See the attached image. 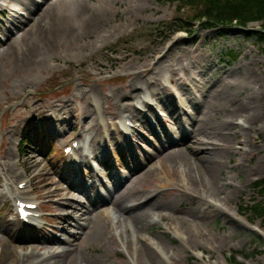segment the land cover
<instances>
[{"label": "rangeland", "instance_id": "obj_1", "mask_svg": "<svg viewBox=\"0 0 264 264\" xmlns=\"http://www.w3.org/2000/svg\"><path fill=\"white\" fill-rule=\"evenodd\" d=\"M32 1L38 2L39 5L31 12L32 14L30 13L31 15H28L14 6L11 0H0V4L4 5L0 6V54L8 49L11 41L7 40L11 36L18 31L27 32L29 17L34 16L48 0ZM183 7L185 12L180 10ZM86 9L84 15L75 14L70 17L78 29L77 32L74 31L76 33L73 36L57 39L53 46L28 48L29 51L25 48L30 44H26L24 45L26 55H15L8 50L6 58L0 62V180L4 179V169L8 164H12L19 174L31 180L33 195L40 202L45 217L39 225L21 228L16 243H12L7 231L13 228L15 203L0 199V254L8 245L16 254L27 256L28 260L42 253L40 239L55 231V218L61 212L59 203H64L71 196L79 201L84 200V196L78 193L65 195V191L72 184H79L80 180L81 186L87 187L91 194L97 191L106 193L101 182H104L106 189L116 192L115 213L117 218L122 217L119 203L131 205L133 201H122L132 192L128 188L129 185L123 188L124 179L130 175L127 167L129 163H133L131 156L137 155V160L131 166L137 168L139 164H145L148 165L145 167L150 169L165 166L170 152L177 154L187 152L185 143L190 142L183 140L179 144L167 146L162 153L171 150L158 156L156 146L163 137V131L159 123H156L157 118H160L168 132L175 137H178L176 134H179L180 126H184L192 136H199L201 130L215 129L226 120H233L236 124L243 123L249 132L246 133L247 143L244 142L245 137L240 128L241 133L237 139L231 136L230 147L238 155L226 160L227 173L223 175V182L231 186L217 199L206 196L204 192L201 194L231 214L236 222H242L246 229L239 228L235 221H228L222 215L210 222L208 228L214 236L220 239L230 236L225 247L215 250V259L211 264H237L233 261L236 254L243 264H264V220L252 215L248 209L254 200L264 201L262 193L253 187L256 181L264 179V119L251 121L249 124L244 117H236L238 115L256 117L260 109L264 111V103L260 108L258 104L244 106L246 98L255 92L257 96L264 97V82L261 85L254 82L258 76L262 75V79L264 78V45L251 38L253 36L251 31L260 30V24L251 23L247 30L239 27L208 29L194 21L197 12L195 7H186L183 1L176 0H87ZM11 16L20 18L24 23L14 29L9 27ZM54 17L48 14L46 23L41 26L42 29L48 28ZM179 17L190 23L189 30L192 35L186 31L172 32L171 29L175 26L170 29L164 27L167 24L173 26L170 21ZM156 29H159L158 32ZM3 46L4 48H1ZM232 54L238 57L232 59L230 58ZM183 67L187 70L186 73L182 71ZM141 69L148 71L152 69L148 76L151 72H156L157 75L150 76L158 78L159 83L174 99H178L179 103L184 102L178 109H174L176 103L173 102L170 105L166 103L167 110L156 104L153 105L152 111L143 109L144 119L139 118L132 124L137 128L135 134L132 133L131 138H128L132 141L114 136L111 150L115 148V151H110L104 163L96 159L86 166L73 170L65 167L62 155L70 138L75 136L85 138L92 148L93 141L96 143L101 139V131L106 125L111 126L114 122L119 126L124 124L123 108L126 103L127 106L135 104L142 107L136 100L140 96H145L146 99L145 92L154 95L153 85L156 83L149 77L151 86L148 89L135 90L129 87L128 73ZM171 69H176L179 73L172 85L169 83L170 76H173L169 73ZM230 69L234 75L227 74ZM255 72L257 74H254ZM228 75L231 78L236 77L229 79L230 86H224L221 80L223 76L229 77ZM238 76L247 79V89L240 91L238 89V95L233 101L225 98L218 100V107L215 110L208 111L203 106L200 110H193L189 104L190 94L186 97V91L183 92V88L189 89L190 83L195 89V94H203L201 98H197L207 96L210 99L213 96L216 99L223 92L237 89L231 80L238 83ZM75 88L86 92V95L74 99V104H71L69 99L76 92ZM123 88L132 89L133 95L119 100L120 104H124L121 108L118 106V91H114ZM98 103L112 113L106 115L104 121L97 112ZM52 105L61 111L62 118L70 117L67 118L69 122L62 133L41 132L44 124L39 115L43 109L50 111L44 112L48 119L45 123L47 125L56 123L49 117V113H53L49 108ZM35 107L40 110L33 113ZM161 113L165 115L161 116ZM58 137H64V140L57 143ZM202 139L208 141L205 137ZM25 140L29 145L24 153L27 155L33 153L36 157L33 159L28 156L19 165V147ZM97 146L100 147L99 144ZM128 146H133L131 153L127 152ZM146 155L153 156V162L143 163ZM163 173L164 171H161V175L155 178L143 177L138 189L154 190L159 183L158 179L165 176ZM195 175L199 177L196 170L192 173V176ZM112 176L123 179L113 187L110 184ZM11 177L16 184L18 180H15L13 175ZM3 184H6L5 181ZM167 192L156 208L164 209L168 207L166 203L170 199L178 198L176 196L178 193ZM120 196L123 198L120 199ZM227 197L229 198L226 201H220ZM182 206L187 207L186 203ZM151 221L148 230L140 236L157 246L158 240L153 234H163L167 223L162 222L157 213L151 216ZM114 226L118 227V224ZM90 232L91 229L87 228L74 247L77 253H82L86 257L88 263L98 260L97 264H123L130 260L132 264H137L119 239L118 244L111 240L110 249L106 252L102 243L89 239ZM62 235L68 237L64 232H60L59 236ZM164 237L172 241L169 234H164ZM135 247L139 246L135 244ZM171 247L176 253L180 249L177 241L173 242ZM179 253V264L203 263L209 260V255H202L194 250ZM187 254L189 260L183 262Z\"/></svg>", "mask_w": 264, "mask_h": 264}, {"label": "bare ground", "instance_id": "obj_2", "mask_svg": "<svg viewBox=\"0 0 264 264\" xmlns=\"http://www.w3.org/2000/svg\"><path fill=\"white\" fill-rule=\"evenodd\" d=\"M11 1L13 2L14 6H17L20 8V10L27 12L28 15L39 5L32 0ZM86 7L87 0L46 1L34 16L29 17L30 19L27 25V32L19 35L18 31L16 34L11 36L9 40H7L11 42L8 46V49L0 54V62L6 58L8 50H10V53L15 55H26L24 50V45L26 44H30L27 46V48H25L26 51H29V49H34V47H39L41 45L45 47L53 46L57 39H66L68 36H73V34L76 33L78 29L77 25L70 17L75 14L84 15L87 10ZM48 14L55 16L54 20L49 24L48 28L42 29L41 26L46 23ZM22 23H24V21L20 18L11 16V20H9L8 25L14 29ZM25 61L27 62L28 60L26 59ZM151 70H132L127 75V78L130 81L129 87H133L135 90L138 88H141V90L148 89L151 86L149 84L150 82L148 81V77L152 80H155L156 84L153 85L155 90V92H153L154 95H150L146 92L144 93L147 95V97L140 102L142 108L146 111H152L153 105L156 104L161 105L162 109L164 107L165 110H167L166 103L170 105L171 102H173L176 103L174 109H178L180 107L179 105L184 101L179 103L178 99H174L170 93L166 91L165 87L159 83L160 80L158 78L150 76L157 75L156 72H151L148 76ZM185 70L186 69L183 67L182 71L186 73L187 70ZM169 73L173 75L169 78V83L172 85L174 80L176 82L177 78L175 76H179V73H177L176 69H171ZM227 74H233L232 70H228ZM254 74L257 73L255 72ZM261 76H258L255 79V84H263L264 78L262 79ZM223 77L224 78L221 80V83H223L224 86H230L229 79L231 76ZM235 77H232L231 79H234ZM246 80V78L238 76V83L234 80H231L232 84H236V90L223 92L216 99L213 96H211L210 99H208L207 96L206 98L203 97L205 100L204 102L203 98H197L203 94H195V89L191 87L190 83L189 85L187 84L189 89L183 88V92L186 91V97H188L190 94L189 104L193 110H200L202 106L208 111L212 109L215 110L218 107V100L225 98L227 100L233 101L238 95V89L239 91L246 90ZM75 91L76 92L73 94V97L69 99L71 104H74V99L81 97V95H86V92L82 91L81 89L78 90V88H75ZM92 91L95 92L94 90ZM114 92H117L118 106L121 108H123L124 104H120L119 100L125 96L132 97L133 95L132 89L127 90L123 88L120 90L117 89ZM142 98L143 96H140L137 101H140ZM246 99L247 100L244 105L246 107L258 104V107L260 108L264 103V97L257 96L256 92L249 95ZM100 105L101 104L98 103V109L100 111L99 116L101 120H103L106 115L112 113L108 112L106 108L104 109V107ZM65 106L69 107L68 105ZM49 108H51L53 111L52 114L49 113V117H51L50 120H55L56 123L52 122L47 125L45 120L48 119L44 115V112L50 111L41 108L43 109V112H41L39 116L41 119H43L44 124L41 132L52 134L55 131V133H62L69 122L67 118L70 117L62 118L61 111L59 109H55L54 105ZM38 110L40 109L37 107L33 108V112H37ZM123 110H125L123 113L129 115L125 122L130 120L131 122H136V120H139V118L144 119V112L142 110H138L134 104L127 106L126 103ZM163 115L165 114L161 113V116ZM239 116L244 117L245 121L250 124L251 121L254 122L260 119L263 120L264 111L260 109L256 117H251L248 115H238L236 117ZM157 122L163 131V137L162 139H159V144L156 146V151L159 154L158 156H161V154L171 150L169 149L162 153L163 149L167 146L177 143L179 144L180 142H183V140H189L190 142L189 144L185 143V145L187 144V152L185 154L170 152L167 155L168 159H166L165 166L150 169H147L145 166L148 165L145 164H139L137 168L131 166L137 160V155L134 156L133 154L131 156L133 163H129L130 165L127 167V169H129L130 175L128 178L124 179L125 184L123 188H126L129 185L128 188L130 191H132L131 195L133 194V196L128 195L127 198L120 196L119 198H123L122 201L126 200V202L130 200L133 201L131 205H126L122 202L119 203V208L123 215L119 218L117 223L118 227H115L112 224L110 216V210H112V208L109 205L117 196V193L113 192V190L108 192V196L105 194H95V200L93 202L90 201L91 203L87 202L88 200L86 199L84 201H79L77 198L71 196L66 199L64 203H59V210H61V212L55 218V231L46 234L44 238L40 239L42 253L34 255L28 260L27 256L22 257V255L16 254V252L11 250L10 245H8L5 246L1 251L0 264H97L96 262L98 260H92L88 263L86 257L82 253H77L76 249L74 248L77 245L78 240L83 235V232L87 228L91 229L89 239L91 241H96L97 243H102L106 248V252L110 249V244L112 243L111 240L118 244L119 239L126 247L127 251L132 255V257H134L137 264H179V252H188L190 250L198 251L202 255H209L208 261L203 263L195 262V264H211V261L215 259V250L225 247L227 244V239L230 236H226L224 239L214 236L212 231L209 230L208 224L219 215H222L228 221L236 222V220L227 211L219 208L218 206H214V204H211L208 200V197L217 199L220 195L225 194V192L229 190L228 187H230L231 184H225L223 182V175L224 173H227L226 160L230 157L233 158V156L238 155L235 154L234 150L230 147V144L232 143L231 136H234L237 139L238 134L241 133L240 131L242 130L243 136L245 137L244 142L247 143L246 133H248L249 130L244 126H237L238 124H236L233 120H226L224 124L215 127V129L201 130L199 133L200 137L197 135L192 136V133H188L184 126H180V131L178 132L179 134H176L178 137H175L168 132L167 127L160 121V118H157L156 123ZM111 132V142L113 141L114 136L127 138V136L122 134L118 128H115ZM134 132H136V130H134ZM202 137H205L208 141L203 140ZM63 139L64 137H58L56 139L57 143H61ZM109 142V136L106 135L105 132L101 131V139L96 143L93 141L92 152L90 153V155H94V160L99 159L100 163H104L107 160L110 155V150L108 149ZM97 144H99L100 147H98ZM132 150L133 146H130L129 149H127V152L131 153ZM35 157V154L30 155V158L34 159ZM62 158L64 160L63 162L65 167L73 170L79 168L81 165H86L89 156L87 155L78 157L76 152L74 157L66 156L63 153ZM77 159L78 161H76ZM152 160L153 156L146 155L143 163H151L153 162ZM182 168H184V170H182ZM195 170L199 173V177H197V175L192 176V173H195ZM161 171H164L163 174H165V176L158 179L159 183L154 190L145 188H143V190L138 189L143 177L149 176L151 178H155L157 175H161ZM12 174L17 180H19V182L16 184V187H13L14 183H9V181H12ZM4 175V179L0 180V188L4 186L8 188L6 192L0 194L1 199H8L12 196L17 203L18 201L32 204L36 203V199L31 195V180H25L22 175L18 174L12 169V166L6 167L4 169ZM97 176L98 174H96V177ZM122 179L123 178L118 179L117 177L112 176L110 178V184L114 187L118 185ZM3 181H5L6 185L3 184ZM20 184H25V186L20 189ZM81 184V180L79 184H72L71 187L65 191V195L78 193L87 197L88 199L89 194L87 192V187L81 186ZM101 185H103V187L106 189L104 182H101ZM58 191L63 192L62 190ZM167 191L178 193L176 195L178 198L172 200L170 199L169 202L166 203V206H168L165 207L166 209L156 208V206L165 197V194L168 193ZM195 191L199 192V194ZM201 192H204L208 197L203 196ZM228 198L229 197L221 199L220 201L224 202ZM86 203H89V205ZM183 203H186L187 207L182 206ZM18 207L19 206H17V210ZM35 213H39V211H36ZM156 213L159 215V219L162 222L167 223L166 228L169 230L164 231L163 234H153V236L158 240L157 246L144 240L140 236V234L148 230L152 222L151 216ZM35 220L36 218L32 217L30 223L31 221ZM236 223L239 228L243 230L246 229V226L242 222L237 221ZM85 225H88V227ZM21 226L22 221H20L17 216L14 218L13 228L7 231L12 243H16L18 239V232L20 231ZM70 228H74L75 230H70ZM60 232L68 234L69 237L62 239L59 236ZM168 233L171 234L169 237H171L172 241H169L164 237V234ZM175 241L179 243L180 247L177 253L171 250V244H173ZM135 244H137L139 247L136 248ZM188 257L189 256L187 254L183 262H187L189 260ZM123 264L132 263L130 260H126Z\"/></svg>", "mask_w": 264, "mask_h": 264}, {"label": "trees", "instance_id": "obj_3", "mask_svg": "<svg viewBox=\"0 0 264 264\" xmlns=\"http://www.w3.org/2000/svg\"><path fill=\"white\" fill-rule=\"evenodd\" d=\"M189 5L200 4L196 19L208 29L236 26L246 28L249 23L262 22L261 30L252 32V38L264 44V0H183ZM180 29H188V24L179 20ZM233 58V55L231 56ZM24 142L23 144H25ZM256 188L264 194V181L257 183ZM251 213L264 220V202H255Z\"/></svg>", "mask_w": 264, "mask_h": 264}]
</instances>
